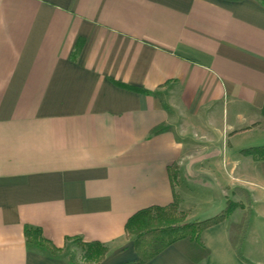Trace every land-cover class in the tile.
Masks as SVG:
<instances>
[{"label": "crops", "instance_id": "crops-1", "mask_svg": "<svg viewBox=\"0 0 264 264\" xmlns=\"http://www.w3.org/2000/svg\"><path fill=\"white\" fill-rule=\"evenodd\" d=\"M263 108L264 0H0V264H75L27 226L134 261L128 218L175 193L236 205L145 264H264Z\"/></svg>", "mask_w": 264, "mask_h": 264}, {"label": "trees", "instance_id": "trees-1", "mask_svg": "<svg viewBox=\"0 0 264 264\" xmlns=\"http://www.w3.org/2000/svg\"><path fill=\"white\" fill-rule=\"evenodd\" d=\"M165 128L158 126L153 129V133L161 132ZM243 152L264 158V145L250 146L243 149ZM179 204L180 197L175 193L173 201L166 206H149L133 213L128 218L125 229L128 235L134 236L133 248L138 257L134 261L117 264H145L171 244L188 252L205 254L208 249L201 240V232L207 226L228 217L236 205L229 201L223 210L211 217L185 221V213L180 210ZM25 233L29 243L48 249L53 255H60L62 249L45 238L40 228L27 226ZM69 238L85 247L84 256L90 261L98 262L107 251V247L99 241L86 242L81 237Z\"/></svg>", "mask_w": 264, "mask_h": 264}, {"label": "rangeland", "instance_id": "rangeland-1", "mask_svg": "<svg viewBox=\"0 0 264 264\" xmlns=\"http://www.w3.org/2000/svg\"><path fill=\"white\" fill-rule=\"evenodd\" d=\"M64 250L66 253H68L71 256V259L75 264L95 263L85 258L84 256L85 247L81 243L76 242L75 240H73V243H69L68 246L62 251Z\"/></svg>", "mask_w": 264, "mask_h": 264}]
</instances>
